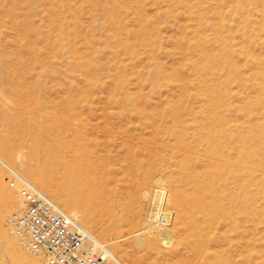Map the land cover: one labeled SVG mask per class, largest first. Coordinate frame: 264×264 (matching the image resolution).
<instances>
[{"label":"rangeland","instance_id":"rangeland-1","mask_svg":"<svg viewBox=\"0 0 264 264\" xmlns=\"http://www.w3.org/2000/svg\"><path fill=\"white\" fill-rule=\"evenodd\" d=\"M255 8L263 10L264 0H0V141L13 150L10 162L5 161L62 183L81 168L77 157L89 156L86 166L94 168L90 178L106 187L109 195L102 203L111 206L107 212L91 203L92 234L103 243L112 237L125 264H179L184 249L177 238L166 243L164 232H158L159 243L150 245L138 237L141 227L118 220L116 228L113 217L138 215L150 198L164 207L163 197L176 193L179 183L167 177L166 160L176 161L178 149L173 147L178 144L167 128L176 120L192 128L205 125L201 115L209 108L195 97L204 94L200 71L192 64L200 55L195 47L204 37L210 39V55L220 54L223 44L245 47L243 34L252 35L248 23L255 24L262 14ZM250 53L262 58L264 47L253 45ZM244 59L236 57L240 66ZM231 86L239 90L236 81ZM225 100L227 108L220 111L226 123L259 126L258 115L246 116L242 98L229 94ZM192 110L199 112L196 119ZM194 131L189 130L187 142L204 154L206 146L191 139ZM230 155L237 160L233 151ZM0 172L9 186L1 163ZM255 208L247 214L237 207L226 210L240 222L231 233L230 254L236 258L245 238L252 239L251 251L264 250L261 241L251 238L256 233L264 241V233L255 230L264 228V200ZM18 211L23 212L22 200ZM184 232L180 227L174 231L176 237ZM220 240L216 249L227 246ZM23 249L29 264H48ZM0 261L12 264L10 257Z\"/></svg>","mask_w":264,"mask_h":264},{"label":"bare ground","instance_id":"bare-ground-1","mask_svg":"<svg viewBox=\"0 0 264 264\" xmlns=\"http://www.w3.org/2000/svg\"><path fill=\"white\" fill-rule=\"evenodd\" d=\"M255 10L262 14L261 16L257 14L258 20L255 24L248 25L251 34L258 36L257 40L253 41L252 35L243 34L242 38L246 40L245 47L236 49L234 45L223 44L221 53L216 55H210L206 51V46L210 42L208 37L203 38L202 45L195 47L196 50L199 49L200 55L192 64L200 71L198 80L204 89V94H196L195 97H202L201 100L209 108L201 115L205 125L200 124L192 128L193 126L189 127L175 119L173 128H167L171 130V136L178 144V147L176 145L173 147L178 149L176 161L166 160V166L171 170L167 177L172 182L181 184L175 186L176 193L163 197L164 207H160L157 200L150 198L145 201L147 208L138 215L131 218L118 215L113 217V225L116 228H119L118 220L126 221L127 225L134 228L141 227L137 233L138 237L150 245L159 243L158 232H164L166 243L177 238L176 243L184 249V257L179 264H264V250L251 251L250 238H245L244 244L240 243L238 246L241 247L239 258L230 254L233 248L231 233L240 229V222L226 213L227 209L233 207L245 210L246 214L251 208L257 211L255 208L257 201L264 200V57L257 55L255 57L250 53L253 45L259 44L264 47V20L259 19H264V9ZM220 17L223 20L222 13ZM242 55L245 59L242 60L243 66H240L236 57ZM246 70H249V75ZM224 75L230 79L221 80ZM233 81L237 82L238 91L231 86ZM248 85L251 91L246 92ZM185 86L180 85L179 88L185 90L186 95L191 97L192 94ZM229 94H234L236 99L242 98L246 104L243 110L247 112V117L258 115L260 124L257 128H252L250 123L241 125L226 123L220 110L227 108L225 99ZM249 103H254L256 108L251 107ZM181 109L182 107H179V112L183 114L184 111ZM191 114L196 119L199 112L192 110ZM190 129H195L191 139L194 138L199 145L201 143L206 146L204 154L196 149L197 145L192 146L187 142ZM59 143L57 142L58 146ZM231 151L235 153L237 160L231 158ZM12 153V148L5 141H0V163L28 181L31 180L33 185L94 236L92 229L95 227V217L91 203H98L100 209L107 212H111V206L110 203H102V198L109 195L106 187L99 188L100 180L96 177L90 178V172L94 168L86 166L89 156L85 154L78 156L81 168L77 174L73 176L70 172L64 177L65 182L56 183L50 176L39 174L34 169H28L27 174L20 167L15 169L9 165L5 160H9L8 156H12ZM199 156H203V159ZM68 164L66 161L65 165ZM47 170L50 175L52 169ZM9 179L8 177V184ZM234 183L236 186L232 188L231 185ZM9 186L0 172V260L10 257L12 264H29L30 257L13 233L10 223L12 215L21 213L18 211V203L22 199L19 193L16 194ZM158 214H166L170 218V223L166 226L159 225L156 219ZM179 227L185 232L176 237L174 231ZM255 230L261 236L264 233L262 227L258 226ZM222 237L227 241V246L216 249ZM251 238H254L255 242L261 241L264 248L263 237L257 238L254 233ZM104 244L110 252L108 264H125L116 255L112 237L108 242L104 241Z\"/></svg>","mask_w":264,"mask_h":264},{"label":"built area","instance_id":"built-area-1","mask_svg":"<svg viewBox=\"0 0 264 264\" xmlns=\"http://www.w3.org/2000/svg\"><path fill=\"white\" fill-rule=\"evenodd\" d=\"M9 185L17 189L23 212L11 217L13 233L20 244L48 264H108V247L92 236L40 189L11 168H6ZM170 218L162 214L158 224Z\"/></svg>","mask_w":264,"mask_h":264}]
</instances>
